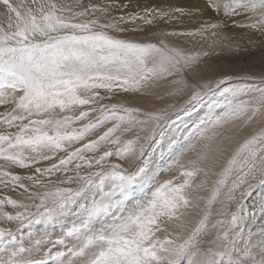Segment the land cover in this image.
<instances>
[{"label": "rangeland", "instance_id": "374dc122", "mask_svg": "<svg viewBox=\"0 0 264 264\" xmlns=\"http://www.w3.org/2000/svg\"><path fill=\"white\" fill-rule=\"evenodd\" d=\"M32 2L8 0L14 28L0 27V264H264V73L191 76L218 46L264 35V0H204L228 19L209 38L172 29L175 45ZM88 42L115 63L111 95L70 94L99 62ZM132 60L152 72L119 78L138 75ZM139 78L183 90L155 110L109 102Z\"/></svg>", "mask_w": 264, "mask_h": 264}, {"label": "bare ground", "instance_id": "6f19581e", "mask_svg": "<svg viewBox=\"0 0 264 264\" xmlns=\"http://www.w3.org/2000/svg\"><path fill=\"white\" fill-rule=\"evenodd\" d=\"M7 1L8 0H0V27L2 28L3 31H6L7 29H9L10 26H11L10 27L11 29L14 28L12 17L13 15H16V13L12 15L9 12L8 10L9 8H7V5H6ZM9 1L11 2L13 0H9ZM38 1L39 0H37V2H32V4L34 3L35 6H37ZM43 2L44 3L41 5V7H44L46 9L52 8V11L56 15L57 13L63 14V13L71 12V15H73L77 19L81 18L79 16H82V15L83 17L84 16L85 17L95 16V17L101 18L103 21H106L107 23H110V25L111 23L112 25L115 24L116 28L112 30L113 28L108 27V31L112 32L115 35H118L119 37H126V38L128 37L129 39L131 38V39L145 40V41H150V40L157 39V38H165L168 42H172L174 45L175 43H181V42L183 44V41L185 40V38L179 39L177 36H174L173 38H171V36H169L167 32L172 29L180 30L181 28H183L182 26L187 27V28H193L197 26L198 24H202L205 30L203 32V36L209 38L211 34V30L213 28L212 21L216 22L217 20H219L218 18H221L223 20L228 19V16L226 15H223L220 13L214 14V13L207 11L208 8L204 0L203 1L202 0H43ZM100 7L103 8L104 10L103 12H100L97 10ZM76 11L81 12L82 15L81 13L80 14L76 13ZM18 15H21V14H18ZM25 15H27V13ZM32 16H30V18ZM82 21H84V19L80 20V22ZM107 23L105 24V26H107ZM156 32H159V34L153 35ZM164 32L166 34H163ZM243 36L245 37H242V43H238L236 46H233V47L230 46L229 48L228 47L220 48L218 46L217 48H215V50L211 54L205 57L202 60V62H199L196 65V67H194L191 70V76L194 78V80L198 82H206L207 80L216 79L219 76H223L225 74L241 75L244 73H253V72L264 73V35L259 36V34L253 33V34H248V35L245 34ZM235 40L237 41V39ZM85 48L92 50L93 52L91 51V57L94 58V61L98 60L100 63L99 62L93 63L94 65H92V67L90 68V71H89L90 73H88L87 75L88 77H85L84 79L83 86L79 89L78 92L73 91L70 94L72 96L75 94L82 96L84 93H87L91 96H96L97 95L96 91H98L100 95L108 96L109 94L110 95L113 94L115 91V89H112V84H113L112 81L114 80V78L112 75L107 74L108 73L107 71L110 68H112L115 63L112 64L109 62L106 63L104 61H101V55L104 52L103 44L96 43L95 45L92 42H88L85 44ZM109 50H107V52H109ZM110 51H113V50H110ZM193 51L194 50H192V52ZM86 52L87 50H84L82 54L83 58H86L88 56L87 54H85ZM107 54H110V53H107ZM106 56L108 58V55H105V57ZM83 61L85 60L83 59ZM131 63L133 65L134 70L136 71L138 75H134L133 72L132 74L129 75L126 72L122 71V72H119V75L122 76L119 78H122L124 80H136L137 77L141 75V78L142 76H144V79H145V76H148V73L152 72L151 70L150 71L147 70L146 73L143 74V72L146 69L143 68L142 70H140L139 68H141V64L138 61L132 60ZM105 74H106V77H103V75ZM108 77H112L113 79H109ZM141 78H139L137 81H139ZM178 79L180 80V78ZM147 80L145 81L140 80L141 82L143 81L142 86L140 88L141 91L138 90L140 94L138 93L135 95L132 94L128 96V95H123L121 93L115 92L116 93L115 97L113 98V100L109 102H111L112 105H113V102L115 103L117 102L120 104H124V106H130L133 103H135V101L141 100L139 101L138 104L142 103L154 109V108H157L158 106L163 107L165 104H167L168 106L174 101V94L176 93L178 95L182 93V90H183L181 89V87L175 86V84H172V82L170 81L164 85L163 87L164 90H162V88H159V86L154 88L156 82L153 79L149 81ZM152 88H154L152 92L150 93L147 92L148 96L151 94V97L150 98L144 97V95H146L145 92ZM187 88L189 89L186 91L187 96H188L191 93L190 92L191 86L189 85ZM169 93L170 94L172 93V97L170 99H167L166 96ZM133 96L136 99L134 102L130 100ZM162 98L167 99V103L164 100L160 101Z\"/></svg>", "mask_w": 264, "mask_h": 264}]
</instances>
